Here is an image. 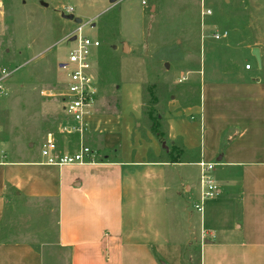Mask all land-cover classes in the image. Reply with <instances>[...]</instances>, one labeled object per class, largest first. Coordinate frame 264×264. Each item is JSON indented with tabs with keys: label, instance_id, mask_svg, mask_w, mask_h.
<instances>
[{
	"label": "crops",
	"instance_id": "crops-1",
	"mask_svg": "<svg viewBox=\"0 0 264 264\" xmlns=\"http://www.w3.org/2000/svg\"><path fill=\"white\" fill-rule=\"evenodd\" d=\"M193 84L198 99L172 105L164 117L170 141L197 154L171 162L165 142L147 125L145 137L137 129L143 126L144 102L142 78L135 76L120 85V128H113L119 145L109 142L112 128L101 125L104 119H94L101 114L86 119V135L115 157L67 166L44 164L42 157L0 160V229L9 195L24 196L55 204L59 240L74 261L91 253L100 264H264V80L213 75ZM201 160L215 163L218 192L197 214L195 206H185L184 194L200 197V175L196 183L193 170ZM78 218L83 231L76 230ZM33 244L0 241V264H10L18 251L27 262L41 261Z\"/></svg>",
	"mask_w": 264,
	"mask_h": 264
},
{
	"label": "rangeland",
	"instance_id": "rangeland-1",
	"mask_svg": "<svg viewBox=\"0 0 264 264\" xmlns=\"http://www.w3.org/2000/svg\"><path fill=\"white\" fill-rule=\"evenodd\" d=\"M2 1L0 71L7 68L11 74L4 82L7 95L0 90V160L42 157L41 143L48 132L55 134L62 147L76 146L81 140L76 134L60 131L67 121L63 95L68 80L61 64L68 60L74 45L68 34L76 27L64 16L69 5L84 20V33L102 43L97 61L93 62L99 81L93 115L101 114L94 119L100 117L104 119L101 125L112 128V145L122 142L113 130L120 128V118L116 116L120 85L135 76L143 81V107L147 113L142 123L147 126L150 110L164 115L176 103L197 100L199 87L193 84L196 79L216 75L221 80L238 82L264 80V68H260V63L264 65V0ZM225 31L227 37L214 36ZM247 65L252 69L246 70ZM106 119L112 124H107ZM144 124L137 129L145 137ZM93 138L84 135L85 143L97 151L98 161L106 159V154L111 158L117 155L112 149L106 152ZM123 144H127L125 139ZM30 145L33 150L29 157L26 153ZM164 145L171 148L166 142ZM199 173L200 169L193 170L196 183ZM198 199L197 193L191 197L184 194L188 209H194ZM182 200L181 197L183 204ZM54 209L53 203L9 195L0 241L16 247L34 243L42 255L41 261L34 257L27 262L18 251L11 263L100 264L91 253L90 258L74 261L59 240L58 212ZM79 219L76 230L83 231L85 227L80 229ZM188 227L184 221L183 231L188 233ZM87 249L91 250V245Z\"/></svg>",
	"mask_w": 264,
	"mask_h": 264
},
{
	"label": "built area",
	"instance_id": "built-area-1",
	"mask_svg": "<svg viewBox=\"0 0 264 264\" xmlns=\"http://www.w3.org/2000/svg\"><path fill=\"white\" fill-rule=\"evenodd\" d=\"M146 4V1H143ZM66 14H74L75 7L72 5L65 7ZM84 22L77 24L68 34L74 45L69 52L68 62L64 61L61 67L67 72L66 92L64 93V111L67 121L62 124L60 131L67 134H76L80 141L76 146L59 145V142L53 132H48L41 146V155L44 158V164L55 166H67L76 164L96 163L97 151L87 145L84 141V135L88 131L86 119L94 112V105L98 94V84L94 72L93 62L97 61L98 50L101 47V41L92 38L84 33ZM228 32L215 34L216 38L226 37ZM74 37V39H73ZM246 68H250L247 65ZM11 71L2 68L0 71V90L7 95L4 90V82L10 76ZM1 131V126H0ZM2 157H4L2 155ZM200 166V197L195 203V209L198 212L204 210L205 201L217 195L218 187L213 175L215 163L201 160Z\"/></svg>",
	"mask_w": 264,
	"mask_h": 264
},
{
	"label": "trees",
	"instance_id": "trees-1",
	"mask_svg": "<svg viewBox=\"0 0 264 264\" xmlns=\"http://www.w3.org/2000/svg\"><path fill=\"white\" fill-rule=\"evenodd\" d=\"M153 99H156V97H154ZM146 113L147 112L143 107V115L145 116ZM148 118L150 120V125H148V127L154 134V136L159 140V142H166L171 145V148H169L168 151L164 149L169 161L182 162L184 161V159L188 158V154H197L199 152L198 149L187 151L186 149L179 146L176 141H170L168 135V123L163 114L156 112L152 109L148 112ZM195 158H198V156H195Z\"/></svg>",
	"mask_w": 264,
	"mask_h": 264
},
{
	"label": "water",
	"instance_id": "water-1",
	"mask_svg": "<svg viewBox=\"0 0 264 264\" xmlns=\"http://www.w3.org/2000/svg\"><path fill=\"white\" fill-rule=\"evenodd\" d=\"M116 0H112V2H115ZM68 19L74 21L77 24H81L83 22V19L79 16H75V14H69L66 16ZM74 39V37H73ZM220 159V158H219Z\"/></svg>",
	"mask_w": 264,
	"mask_h": 264
}]
</instances>
